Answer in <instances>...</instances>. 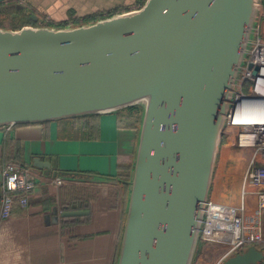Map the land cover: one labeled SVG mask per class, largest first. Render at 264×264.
<instances>
[{
  "label": "water",
  "instance_id": "water-1",
  "mask_svg": "<svg viewBox=\"0 0 264 264\" xmlns=\"http://www.w3.org/2000/svg\"><path fill=\"white\" fill-rule=\"evenodd\" d=\"M261 4L146 0L78 27L0 28V128L142 110L116 264H194ZM262 263L252 245L223 264Z\"/></svg>",
  "mask_w": 264,
  "mask_h": 264
},
{
  "label": "crops",
  "instance_id": "crops-1",
  "mask_svg": "<svg viewBox=\"0 0 264 264\" xmlns=\"http://www.w3.org/2000/svg\"><path fill=\"white\" fill-rule=\"evenodd\" d=\"M10 1L23 10L22 25L33 21L30 16L35 15V20L54 22L55 27L81 17L106 18L134 11L131 7L137 3V0ZM134 116L136 112L126 109L96 119L0 128V170L8 163L31 167L42 182L30 196L29 207L17 208L8 221L0 224V264H115L129 194L126 181L120 177V158L134 159L140 128V122L138 127H131ZM34 158H40L51 168H34ZM58 178L64 180L60 187L51 183ZM249 190L254 193L255 188ZM254 197V209L247 206L252 218L257 209ZM65 211L89 214L63 218L61 214ZM78 236L84 240L70 244V238ZM194 264L210 263L198 256Z\"/></svg>",
  "mask_w": 264,
  "mask_h": 264
},
{
  "label": "built area",
  "instance_id": "built-area-1",
  "mask_svg": "<svg viewBox=\"0 0 264 264\" xmlns=\"http://www.w3.org/2000/svg\"><path fill=\"white\" fill-rule=\"evenodd\" d=\"M256 28L245 64L236 83L235 100L228 115L224 137L239 149H252L239 206L209 201L197 257L211 264H223L234 255L254 245L264 250V39ZM258 68L257 74H254ZM31 167L8 163L0 170V224L8 221L16 206L27 209L37 187ZM56 187L61 178L51 181ZM250 187L255 188L254 193ZM254 194L257 209L248 216L247 196Z\"/></svg>",
  "mask_w": 264,
  "mask_h": 264
},
{
  "label": "rangeland",
  "instance_id": "rangeland-1",
  "mask_svg": "<svg viewBox=\"0 0 264 264\" xmlns=\"http://www.w3.org/2000/svg\"><path fill=\"white\" fill-rule=\"evenodd\" d=\"M260 9L261 12L256 28L259 29V36L264 39V0H262ZM0 12V21L3 20L0 23L5 28H14L17 24H22L21 18L23 17V12H19L14 6L7 8V10L1 9ZM254 39H256V33ZM137 109L141 108L139 107ZM233 144L227 138H224L222 141L216 163L210 200L221 204L239 206L241 202L240 193L243 188L244 177L253 150L245 149L244 152H240V149ZM36 181L39 187L42 183L39 176H36ZM255 200L252 194L248 195L247 206H251L254 209L255 206H253V203L256 205ZM211 259L212 257L208 258L205 262L211 264Z\"/></svg>",
  "mask_w": 264,
  "mask_h": 264
},
{
  "label": "trees",
  "instance_id": "trees-1",
  "mask_svg": "<svg viewBox=\"0 0 264 264\" xmlns=\"http://www.w3.org/2000/svg\"><path fill=\"white\" fill-rule=\"evenodd\" d=\"M145 2H146V0H137V3L133 7H131V8L133 10L134 9L135 10L136 9H140L141 7L144 6ZM9 5H11V6H9ZM13 6L19 12H23L22 9H20L17 5H13V4L0 5V10L1 9L2 10H7V8H10V7H13ZM0 14H1V12H0ZM103 18L104 17H102V16L81 17V18H77V19H72L71 21L62 22V23L59 24L58 27L63 28V27H68L70 25L75 26V27H78V26H81V25H84V24L95 23V22H97V21H99V20H101ZM1 21H3V20H1ZM23 22H25V20H23ZM26 25H31V26H34V27H38V26L55 27L56 24L54 22H45V21L44 22H40L38 20H33V21L27 22L26 24L24 23L23 25L22 24H17V26L14 27L12 30H18V29H20V28H22L23 26H26ZM0 28L4 29L5 27L2 26L1 23H0ZM130 110H132V111H134V112L137 113V116H134L133 117V120H134L133 122L134 123L131 125V127L136 128V127H138V124L140 122L142 110L141 109H137V107H135V108H129V111ZM90 117L91 118H94V119L97 118V116H90ZM90 117H84V119H88ZM131 161H132L131 157H128V156H125V157H121L120 158V177L123 178L125 181L129 180L130 171H131V164H132ZM17 208L22 209L21 207L16 206L14 208V211ZM65 228H66V225H64V227H63V235H66L67 228L66 229ZM68 229H70V228H68ZM68 234L69 235H72L74 233H70L69 232ZM70 239H71L70 244H74V242L75 243L76 242H81V239L84 240V238H82L80 236H78V238L77 237H71ZM117 256H118V254H117ZM116 259H117V257H116ZM115 264H116V261H115Z\"/></svg>",
  "mask_w": 264,
  "mask_h": 264
},
{
  "label": "bare ground",
  "instance_id": "bare-ground-1",
  "mask_svg": "<svg viewBox=\"0 0 264 264\" xmlns=\"http://www.w3.org/2000/svg\"><path fill=\"white\" fill-rule=\"evenodd\" d=\"M109 17H110V16H109ZM224 138H225V137H224ZM231 142L233 143V141H232V140H231ZM240 151H242V152H243L244 150H241V149H240ZM243 173H244V171H243ZM240 194H243V193H242V190H241V193H240ZM226 198H227V197H226ZM214 203H217V202H214ZM217 204H218V203H217Z\"/></svg>",
  "mask_w": 264,
  "mask_h": 264
}]
</instances>
